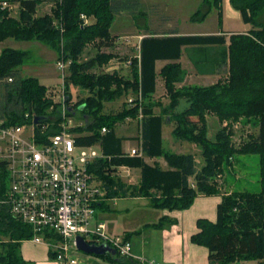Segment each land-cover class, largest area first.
<instances>
[{"label":"trees","instance_id":"trees-1","mask_svg":"<svg viewBox=\"0 0 264 264\" xmlns=\"http://www.w3.org/2000/svg\"><path fill=\"white\" fill-rule=\"evenodd\" d=\"M6 1L17 2L19 13L17 17L11 16L9 8L0 3V41L8 37L38 40L54 49L58 58L68 60L63 79L67 103L71 102L70 84L88 90L86 97L70 105L67 114L73 115V111L83 105L81 115H88L89 121L72 130L90 132L78 136L77 141L82 145L101 142L105 157L98 158L90 170L100 179L105 197L150 196L151 205L156 208L185 209L199 194L220 192V182L216 178L223 174L226 164H231L234 154L259 156L260 191L231 190L224 194L217 205L216 221L198 218L196 226L199 230L191 235L190 240L207 247L208 264H237L241 259L264 264V21L259 15L264 10V0H229L239 11L242 21L250 23L252 28L247 32L231 33L228 38L223 34L143 38L140 67L132 68L131 77L104 70L94 71L106 63L111 54L97 51L87 60H82L81 56L88 45H108L114 37L109 31L114 13L130 10V7L136 9L137 0H55L50 11L41 15L37 14L41 0ZM203 1V6L191 15V20H203L214 6L220 22L221 0ZM82 15L94 21L85 23ZM215 43H219V61L226 65V77H219L215 83L206 86L183 85L177 88L174 82L182 69L175 62L165 64L158 74L164 80L169 102L166 109L155 114L153 105L156 102L152 100L157 77L155 60L176 59L182 45ZM26 56V51L11 47L0 52V83L4 87V94L0 95V118L19 121L26 110L44 114L50 105L55 109L59 105L47 95L48 88L36 77L20 74L19 66ZM128 92L135 96L122 109L102 112L105 100ZM181 98L186 99L188 105L182 111L174 112ZM169 112L175 123L172 134L200 148L203 160L200 167H197L193 153L178 154L164 149L161 128L165 114ZM209 114L220 123L226 120L229 126L221 125L214 139L207 135ZM135 117L140 120L141 153L132 155L122 150V139L115 136L114 128L117 122ZM241 117L255 120L258 131L235 143L231 138L232 122ZM102 127L107 131L101 135ZM154 156H163L168 168L163 169L158 162L150 164L144 159ZM119 165L140 168V181L136 184L124 182L113 172ZM189 177H192L191 182ZM6 188L7 172L0 167V196ZM166 222L170 225L176 220L161 216L152 226L161 228ZM32 235L30 225L17 220L5 205H0V264H36L25 260L20 249L21 242L29 240ZM51 236L56 240V235ZM49 256L53 259L54 253L49 251ZM99 256L111 263L143 264L118 253Z\"/></svg>","mask_w":264,"mask_h":264},{"label":"crops","instance_id":"crops-1","mask_svg":"<svg viewBox=\"0 0 264 264\" xmlns=\"http://www.w3.org/2000/svg\"><path fill=\"white\" fill-rule=\"evenodd\" d=\"M41 1L42 2H40V4L37 7V14H39L40 12L42 13L47 12V11H43V9L46 10L48 6L51 7L52 3L55 0H41ZM137 1H138L137 7L134 10L133 14H131L130 19H128L127 21H117L116 23L117 29L114 30L109 29L111 37L114 36L112 38V41L108 45L103 44L96 47L95 49L96 52L98 51L99 53L102 52L105 54H111V57L102 66H97V68H94V71L104 70V71H108V73L114 72L120 75L131 77L132 68H135V66L136 68L140 67L139 61L141 58V41L145 37H150V36L161 37V36H169V35L223 34L225 35L226 38H228V36L231 33L247 32L252 28V26L249 27L248 30L247 29L236 30L232 28L229 29L226 28V20H225L226 8L224 5L222 6V0L220 2L221 11H222V17L220 22H219V16H218L219 14L217 8L212 6L209 11V13L212 12L217 22V25L212 29L200 28L199 26L204 23L201 21H194V23L197 24L195 27L194 26L191 27L189 23H187V22H193L190 19V16L195 10L203 6V2H204L203 0H174L175 2L173 0H137ZM9 4L11 5V9L9 8L10 15L13 17H17L11 14V10L17 8L19 12L18 3L9 2ZM227 8L229 13L237 14L236 13L237 11L233 10L230 7V5H228ZM126 11L128 10H122L120 12H117V14L121 15L123 14V12ZM246 24H250V23H246ZM8 38H12V37H8ZM3 41L0 42L2 43ZM88 46L84 49V51L87 48H89ZM5 47L14 48L12 46H5ZM84 51L81 56L82 57L81 59L87 60L88 57L84 56ZM220 51L221 50L219 49V43L208 44V45L186 44L181 46L179 57H177L176 59L157 58L155 60V69L157 71L156 86H155V92L152 95L153 102L157 103L153 105L154 113L155 114L161 113L163 109H166V106L169 102V97L165 90V87H164L165 90L164 94L167 96L168 101L166 102L167 99L164 96H162V98L159 97L157 99H154L155 93L159 87L158 84L161 83L164 86V80L161 77V75L158 74L162 66L171 62H175L180 65L182 71L179 74L178 80L174 82L177 88L183 85H194L193 83H197L195 85H202V86L210 85L215 83L219 79V68L226 67V65L221 64L219 61V56H221ZM93 56L94 55H92V57ZM55 59L57 63V60L59 58L57 56L56 51H55ZM60 85H61V81H60ZM86 91L88 95L89 94L88 90ZM128 94L130 95L132 93L128 92L123 95H128ZM86 96L80 97L76 100L73 99L71 96V102L69 103V106L72 105V103ZM134 96L135 95L132 94V97ZM187 105L188 102L186 101V99L181 98L179 100V103L175 107L174 112L182 111ZM82 107L83 105H80L78 109H76V111H73V115L71 116L73 119L76 117H80V120H77L78 123H76L74 127L78 125L82 126L89 121L88 115H83V114L81 115L80 110L82 109ZM70 109L71 108L69 107L68 110ZM120 109L112 110V111H102V112L104 113L116 112L119 111ZM169 115H171L170 112L165 114V121L163 122L161 128L162 145H163V129H164V125H166L168 146L176 149L177 148L183 149V147L182 146L180 147L179 143H177L178 141H174L175 139H171L173 137L176 138L172 134V130L174 128L175 123L173 120H171ZM210 118H213L215 120L216 117L211 114L207 115L208 126L210 123L209 121ZM131 119L135 120L136 123L137 131L135 137H131V135L129 134L119 133L118 131L119 123ZM123 121L117 122L114 128L115 136L122 139L121 140L122 150L125 152H129L128 150L133 148L134 146L139 147L140 149L139 117L126 118ZM106 131L102 132L100 129V134L102 135ZM89 132L90 131L84 130L83 132H78V134L79 136H81V135H86ZM131 141L135 142V144L130 147L128 143ZM181 141H185V140H181ZM191 144L194 143L191 142ZM92 145H94L99 151L102 152V145L100 141ZM164 149L171 151L165 147ZM186 153H193V152H186ZM144 159L147 163L153 164L158 162L163 169L168 168L167 161L164 159L163 156L145 157ZM202 163L199 164L201 165ZM137 168L138 167L119 165L115 167V171L113 172L115 175H118L124 182L136 184L140 181V177H141V174L138 173ZM138 169L140 171V168ZM121 170L127 172L128 176H130V173H133V176L128 179H124L118 173ZM188 180L189 182H191L192 177H189ZM97 182L101 186L100 179L97 178ZM231 190H232L231 188L230 189L224 188L223 190L221 189L220 192L217 194H212V195L199 194L194 198L192 204L188 208L172 209V210L168 208L159 209L152 206L150 196L105 197L103 195L101 200L97 204L96 218L102 221L100 217L101 216L100 212L101 211L105 212L106 210L110 209L109 201H111L112 199L119 198V199L133 200L134 203L137 205H144L147 209H149L148 211H152L153 214H151L150 217L144 216L145 218H141L137 222H134L136 220L127 221V224L125 226L123 225L122 228L123 230L121 232H116L112 228V225L109 222V225L108 223L106 224V228L109 234L127 237L131 241L132 252L135 255L154 260L155 264H208L207 247L191 242L190 238L192 234L196 233L199 230L196 226V220L198 218H205L212 222L216 221L217 205L221 202L222 196L227 192H230ZM125 209L128 210L129 208L125 207ZM161 216L169 217L171 219L176 220V222L170 225L167 224L166 222L165 225L161 228H156L152 226L153 223L159 221ZM20 249H21V255L25 260L34 261L36 264H57L52 261V258H50L49 245L45 241L33 242L31 240H23L21 242ZM71 254L78 260L77 264H118V263H111L98 256L94 257L91 255L79 253L75 251V249L71 251Z\"/></svg>","mask_w":264,"mask_h":264},{"label":"built area","instance_id":"built-area-1","mask_svg":"<svg viewBox=\"0 0 264 264\" xmlns=\"http://www.w3.org/2000/svg\"><path fill=\"white\" fill-rule=\"evenodd\" d=\"M0 3L11 8L6 0ZM82 18L85 23L89 20L84 15ZM56 64L62 75L60 88L54 91L58 98L55 100L49 91L47 95L59 104L57 109L50 105L44 114L26 110L19 121L0 118V167L7 172V188L0 196V205L30 225L33 235L29 240L47 242L53 259L61 264H77L71 251L77 249L78 236L90 243L107 244L120 256L155 264L135 255L130 240L109 234L105 223L96 218L103 193L90 166L105 155L94 145L78 143L72 115L67 114L70 106L63 81L69 61L61 57ZM129 153L141 152L133 147Z\"/></svg>","mask_w":264,"mask_h":264},{"label":"rangeland","instance_id":"rangeland-1","mask_svg":"<svg viewBox=\"0 0 264 264\" xmlns=\"http://www.w3.org/2000/svg\"><path fill=\"white\" fill-rule=\"evenodd\" d=\"M174 1V0H173ZM175 2V1H174ZM228 0H222V6L224 5L226 8L225 12V20H226V28H232L236 30H248L249 27H251V24H246L242 21L241 16L239 14V11L236 10L231 6V4H228ZM230 5V7L237 11V14H231L228 11L227 6ZM195 6V3H194ZM132 8V9H131ZM11 9V8H10ZM135 8L130 7V10L123 12V14L118 15L117 13H114V17L110 26V29L114 30L117 29V21H127L130 19L131 14H133ZM214 10V9H212ZM43 11H50V6L46 10L43 9ZM196 11V10H195ZM194 11V12H195ZM193 12V13H194ZM18 9L14 8L11 10V14L14 16H18ZM46 13V12H44ZM40 12L38 15L44 14ZM192 13V14H193ZM261 20L264 21V10L259 13ZM207 17L201 20V22H204L199 27L200 28H206V29H212L217 25L216 19L213 16L212 12L208 13L206 15ZM191 17V16H190ZM191 19V18H190ZM53 21H56L55 18ZM94 19L89 18L87 23L93 22ZM57 22V21H56ZM115 23V25H114ZM189 25L196 26L197 24L193 22H187ZM124 39V38H123ZM96 44H91L88 46L84 51V56L86 57H92L96 53V47L94 46ZM5 46H12L17 49H21L27 52V56L25 57V61L21 66H19V70L22 76H36L39 79V82L43 85H45L48 88V93H52L54 95V99L56 100L58 98V93L54 92L55 89L60 88V81H61V71L58 69L55 59V50L50 48L49 46H46L44 43L38 40H17L14 38H7L2 43L0 42V51ZM65 73H67V70L65 69ZM227 75V68H219V77L221 79H224ZM194 85L197 83H193ZM201 84V83H199ZM158 90L155 93V98L157 99L159 97L162 98V96L166 97V102L168 101L167 96L164 94V86L163 84H158ZM71 96L73 99H78L80 97L86 96L87 91L83 88H80L79 86H74L70 84L69 87ZM1 93L4 94V87L3 84L0 83V95ZM1 99V97H0ZM132 99V94L128 95H119L116 96L110 100H105L103 102V108L102 111H112V110H118L121 107H123L125 104L129 103ZM122 109V108H121ZM72 124L78 123L77 120H80V117H76L72 119ZM218 119L210 118L209 123V130H208V137L211 139H214L215 134L218 129H220L222 126L226 125V127H229L227 124V121L224 120L223 122L217 121ZM222 125V126H221ZM118 131L119 133L123 134H129L131 137H135L136 135V123L135 120H126L118 124ZM232 129H233V135L231 136L232 140L235 143H239L242 141L241 139L246 138V135L252 133L256 134L258 131V126L255 122V120H247L244 117H241L235 122H232ZM172 137V136H171ZM175 139L174 141H178L180 147L182 146L183 149L180 148H172L168 146L167 143V135H166V125H164L163 129V146L173 152L178 153H186V152H193L195 155V159L197 161V166H200L199 163H202L203 160L200 156V148L197 145L191 144V142L181 141L177 138H171ZM131 146L135 144V142L131 141L128 143ZM135 147V146H134ZM130 151V149L128 150ZM138 173H140L139 169L137 168ZM122 178L128 179L133 176V173H130V176L127 175V172L121 170L118 172ZM217 181L220 182V190L226 188V189H232V190H248L251 192H258L260 191V175H259V156L257 154L248 153V154H241L236 153L233 155V158L231 160V164H226L224 167L223 174L221 176H217ZM110 203V209L106 210L105 212L101 211V219L105 223V225L109 222L112 225V228L116 232H121L123 229V225L125 226L127 224V221L136 220L134 222L139 221L141 218L150 217L151 214H153L152 211H148L144 205H137L134 203L133 200H126V199H119L115 198L109 201ZM125 207H128L129 209L126 210ZM145 216V217H144ZM109 227V226H108ZM75 251L91 255V256H98L99 255L95 253H86L79 249H75ZM54 263L61 264L57 262L55 259H52ZM257 260H244L241 259L237 262V264H256Z\"/></svg>","mask_w":264,"mask_h":264},{"label":"water","instance_id":"water-1","mask_svg":"<svg viewBox=\"0 0 264 264\" xmlns=\"http://www.w3.org/2000/svg\"><path fill=\"white\" fill-rule=\"evenodd\" d=\"M37 119V117L35 118V120ZM76 247L77 249L86 252V253H95V254H112L115 255L116 251L109 245L104 244V243H90L87 242L83 239V237L78 236L76 238Z\"/></svg>","mask_w":264,"mask_h":264}]
</instances>
